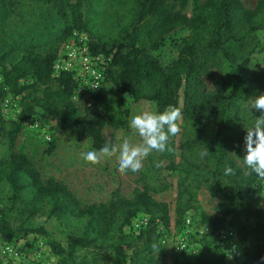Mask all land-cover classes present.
<instances>
[{
    "label": "trees",
    "instance_id": "trees-1",
    "mask_svg": "<svg viewBox=\"0 0 264 264\" xmlns=\"http://www.w3.org/2000/svg\"><path fill=\"white\" fill-rule=\"evenodd\" d=\"M182 29L189 35L179 46V56L164 66L154 52ZM76 31L90 36L96 53L116 51L93 108L73 101L70 74L53 77L62 46ZM261 32L264 0L253 10L241 0H207L192 17L174 12L169 0H0V69L12 66L0 77L15 97L22 95L20 88L31 89L24 117L44 112L56 121L58 133L76 130L80 138L91 137L97 150L105 145L101 134L107 124L117 134H133L128 126L133 110L125 108L126 98L134 106L155 101L161 110L179 108L185 152L203 151L206 162L198 164L185 154L178 161L175 145H168L165 170L179 177L176 228L181 229L182 217L194 206V191L207 188L221 199L215 223L221 226L232 218L241 239L252 248L247 264H264V178L251 174L232 155L234 148L243 157L247 128L260 115L249 104L264 91V64L255 65L252 58L260 49ZM215 65L222 69V87L210 94L204 76ZM182 91L184 109L179 103ZM206 124L218 127L216 137L206 133ZM20 131L21 124L7 121L0 109V145L5 138L15 143ZM151 163L141 171L146 179L163 169L160 163V167ZM226 167L233 172L226 175ZM158 183L161 191L169 190L160 176ZM1 196L11 204V209L2 211L1 240L11 242L21 232H33L24 225L16 229L10 213L16 212L25 224L57 219L75 240L70 251L53 245L60 254L67 253L72 264L121 262L129 256L134 264H153L163 247L162 237L173 226L171 206L157 202L148 190L134 200L83 206L66 185L44 182L35 165L18 153L0 161ZM141 214L151 218L150 225L137 236L128 235L126 228ZM81 243L92 252V261H76L75 248ZM190 260L191 256L177 253L174 264ZM198 264L225 263L212 250L202 253Z\"/></svg>",
    "mask_w": 264,
    "mask_h": 264
},
{
    "label": "rangeland",
    "instance_id": "rangeland-1",
    "mask_svg": "<svg viewBox=\"0 0 264 264\" xmlns=\"http://www.w3.org/2000/svg\"><path fill=\"white\" fill-rule=\"evenodd\" d=\"M245 8L256 9L260 0H241ZM207 0H169L171 9L176 13H181L188 17H192ZM188 30L182 29L167 37L164 45L160 50L154 52L155 56L164 66L172 64L179 56V46L182 41L188 37ZM260 49L258 53L252 56L255 65L264 64V32L259 33ZM12 69L11 64H7L6 68L0 69V74L9 72ZM222 69L219 65L213 66L204 76V83L207 91L214 94L222 87L221 80ZM3 77H0V109L7 121H14L21 124V131L15 143L11 139L5 138L0 145V161L9 157L12 153L25 155L40 172L44 182L55 181L66 185L80 200L83 206L90 205H110L119 199L134 200L138 195L148 190L152 197L159 203L171 206L173 226L171 233L167 234L170 243L163 246L155 255L153 264H174L175 256L174 242L181 235L184 223L179 230L176 228L177 205L179 202V177L165 170L169 165L168 159L165 157L166 151L163 153L153 151L143 160L142 168L136 172L121 173L116 164V156L103 157L98 163L91 164L81 159L80 153L90 150L98 151L94 146V140L91 137L80 138V134L76 130H66L58 133L56 131V121L44 112H39L35 116L24 117L23 113L31 100L28 98L31 92L29 88H20L22 95L15 97L8 88L3 86ZM264 94V91L261 95ZM7 99L12 100L14 107L6 108L4 102ZM255 99V98H254ZM253 99V100H254ZM250 102L249 106L251 107ZM180 107L184 109V91L180 94ZM125 108L131 107L134 112H138L142 108L150 107V104H141L134 106L130 98H126L124 102ZM182 121L180 120V124ZM180 129H181V125ZM204 130L211 137H216L218 127L213 124H206ZM120 137H124L125 133H118ZM111 124H107L102 130V137L105 143L115 142L118 135ZM133 142H138L139 137L133 130L130 135ZM49 137L52 141L49 140ZM186 139L184 132H180L170 137L169 144L173 143L176 148V156L178 161L185 154L192 161L202 164L206 162L205 152L198 151L193 154L185 152L184 143ZM203 153V155H202ZM232 155L239 164L242 163V156L236 150H232ZM151 161L157 165L160 163L161 169L151 179L143 177L141 171L152 166ZM158 176L162 178L164 184H168L169 190L161 191L159 187ZM196 201L194 206L182 217L185 219L192 216L195 221L203 228H210L212 234L201 240L200 255L191 257L192 260L186 264H198L199 257L206 251L216 250L224 258L225 264H247L250 260L252 248L244 242L235 225L232 224V218H228L224 225L219 226L215 223L218 216L217 207L221 199L214 198L207 188L197 189L194 191ZM261 204L264 208V182L261 184ZM11 209V204L7 197H0V219L2 211L6 212ZM12 224L16 229H30L33 232L26 234L21 232L13 241L5 242L0 239V264H72L68 254H60L59 248H55L53 244L60 246L66 251L71 250L74 237L69 234L65 227L57 220L39 218L29 223L24 221L16 212L10 213ZM44 228L41 232L40 229ZM226 231L230 239H237L242 244L248 246L244 251L245 256L228 262L221 250L218 242V235ZM131 255V254H130ZM75 257L78 263H84L93 260L92 252L81 243L75 248ZM106 264H134L131 256L125 261L117 262L111 259L106 260Z\"/></svg>",
    "mask_w": 264,
    "mask_h": 264
},
{
    "label": "built area",
    "instance_id": "built-area-1",
    "mask_svg": "<svg viewBox=\"0 0 264 264\" xmlns=\"http://www.w3.org/2000/svg\"><path fill=\"white\" fill-rule=\"evenodd\" d=\"M116 51L109 55L96 53L93 48L90 36L85 32L76 31L66 42L58 55L54 64L53 77L59 78L64 74L73 77L75 91L73 101L86 104L88 108L95 105V97L103 90L109 70L114 62ZM6 108L14 107L11 99L4 102ZM49 140L52 139L49 137ZM150 217L141 214L133 220L132 224L126 228L128 235L137 236L141 231L146 230L150 225ZM212 234L210 228H203L192 216L185 219L184 228L181 235L174 242L176 253H184L194 257L200 255L201 240ZM162 237V245L166 246L170 241ZM218 242L228 262L235 261L245 256L247 245L242 244L237 239H230L226 231L218 235Z\"/></svg>",
    "mask_w": 264,
    "mask_h": 264
},
{
    "label": "clouds",
    "instance_id": "clouds-1",
    "mask_svg": "<svg viewBox=\"0 0 264 264\" xmlns=\"http://www.w3.org/2000/svg\"><path fill=\"white\" fill-rule=\"evenodd\" d=\"M251 109L259 111L260 115L247 128L242 161L251 174L264 178V94L256 96ZM181 118L179 108L168 106L161 110L153 101L150 107L142 108L129 117L128 126L140 138L138 142H133L130 135H117L115 142L105 143L98 151L80 153L81 159L96 164L105 156H116V164L121 173H136L142 168L144 158L151 152L171 150L168 147L169 139L180 132L178 122ZM156 166L160 167L159 164ZM232 172V167L225 168L226 175Z\"/></svg>",
    "mask_w": 264,
    "mask_h": 264
}]
</instances>
